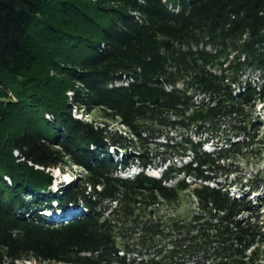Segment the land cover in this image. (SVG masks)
<instances>
[{"label":"trees","instance_id":"obj_1","mask_svg":"<svg viewBox=\"0 0 264 264\" xmlns=\"http://www.w3.org/2000/svg\"><path fill=\"white\" fill-rule=\"evenodd\" d=\"M259 104L264 0H0V264H264L260 186L221 182ZM191 187L197 214L159 217Z\"/></svg>","mask_w":264,"mask_h":264},{"label":"rangeland","instance_id":"obj_2","mask_svg":"<svg viewBox=\"0 0 264 264\" xmlns=\"http://www.w3.org/2000/svg\"><path fill=\"white\" fill-rule=\"evenodd\" d=\"M68 95L71 96L72 94L69 93ZM255 112V129L260 131V134H258V131L255 132V136L257 137V140H259L260 144L256 145L252 152L246 156V158H237V160H235V163L233 164V167L231 168L234 174L230 176L228 181L223 180V178L221 182L227 185L232 184L233 187L229 188L228 190L231 196L236 197L239 196V193L242 194L246 190H248L247 187L249 186H260V191L258 193L259 196H261L264 200V144H261V142L264 141V108L261 104L257 105ZM72 115L74 118L82 120L84 122H90L94 118L97 119L99 123H101L102 121L100 118H98L99 114L97 112L90 115L85 112L73 110ZM47 118L49 119L51 118V116H48ZM109 125L111 129H115L120 131V133H124V129L118 123L111 122L109 123ZM206 149L211 150L212 147L207 146ZM14 156L17 157L18 154L14 153ZM176 164L179 166V161H177ZM137 170L135 171V173L137 172ZM148 171L155 176H160L162 173V170L154 168L149 169ZM50 173L54 180L52 191L53 193H55L58 192L57 190H59L60 188H66L72 181L80 177L81 173H83V170L76 166H68L64 169H50ZM192 188L193 187H191L189 191L181 194V199L178 203L173 205L163 204L162 206L157 208V210H159V217H162L166 221L171 219H189L193 215L197 214V201L190 194ZM251 199L255 200L253 199V196H251ZM260 213H264V206ZM24 264L34 263L32 262Z\"/></svg>","mask_w":264,"mask_h":264},{"label":"bare ground","instance_id":"obj_3","mask_svg":"<svg viewBox=\"0 0 264 264\" xmlns=\"http://www.w3.org/2000/svg\"><path fill=\"white\" fill-rule=\"evenodd\" d=\"M76 211V209H73V210H70V211H65V212H67L66 213V215L65 216H67V215H72V214H70V213H73V212H75ZM81 213H79V214H77V215H80ZM77 215H75V216H77ZM73 216V215H72Z\"/></svg>","mask_w":264,"mask_h":264}]
</instances>
